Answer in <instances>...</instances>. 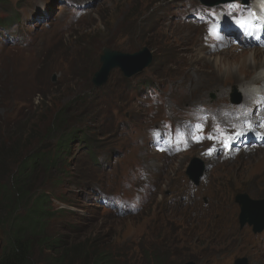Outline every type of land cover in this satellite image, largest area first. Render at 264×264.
<instances>
[{
  "label": "rangeland",
  "instance_id": "1",
  "mask_svg": "<svg viewBox=\"0 0 264 264\" xmlns=\"http://www.w3.org/2000/svg\"><path fill=\"white\" fill-rule=\"evenodd\" d=\"M58 1L28 0L27 3L24 32L38 44V49H33L30 55L35 60H41L36 72L24 69L23 55L29 49L21 51L18 47H12L0 54V155L7 152L6 164H0V170H3L0 181L6 179V174L13 167L10 166L13 158L17 155L22 158L34 154L42 157L37 170L32 173V185L44 186L50 194L65 200L52 199L55 212L70 211L68 216L53 219L44 228L45 232L51 233L54 238L66 239L69 250L72 249L71 245L81 243L82 250L106 252L110 254L112 264H123L116 262L115 256L122 257L125 264H150L145 258L147 253L144 249H152L154 254L161 253V264H209L207 257L212 253L234 251V247H240L243 238L212 241L210 231L196 228L199 223L193 224L185 209L173 210L171 207L181 202L184 196L196 192L193 191L195 181L189 180L185 174L191 166L199 171L204 150H199L197 146L187 155L168 158V162L158 158L148 147L142 150L139 145L134 150L133 147L138 145L134 139L135 124L126 122L122 128L118 125L120 135L112 131L113 121L105 122L108 110L103 103L108 98L110 101L116 97V87L121 90L122 74L115 70L107 85L93 93L92 79L101 67L100 56L106 47L130 54L147 48L154 56L157 70L172 60L170 51L180 48L177 59L172 60L177 65L172 69L173 77L178 81L169 83V92L163 94L165 103L157 105L158 112L153 115L151 123L144 122V127L138 132L141 138L148 128L155 127L159 121L175 122L180 119L187 123L191 120L186 115L189 109L193 110L199 105L218 107L212 116L220 118L218 109L228 104L229 94L233 95L235 88L239 91L238 88L245 83H249L248 86L253 84L250 78L258 76L263 70L261 67L255 68L246 54L254 50L264 61V50L233 44L225 53L222 52L224 48L211 47L216 51L210 55L206 51L202 54L190 43L195 37L194 28L184 25L176 31L173 29V16L177 10L188 14V7L198 6L195 5L196 0L161 11V6L167 0H86L85 4L90 5V16L84 23L72 21V14L58 17ZM51 6L53 10L48 19L44 11ZM169 10L173 12L166 15ZM160 12L166 16V20ZM46 21L48 27L41 31ZM140 21L142 26L138 29ZM66 24L63 34L52 39L58 28ZM135 31L140 33L134 35ZM70 60L72 76L68 77L71 70L67 63ZM243 74H248V77L238 80ZM99 91L102 93L98 94ZM45 93L52 94L49 101L43 98ZM212 95H216L213 101ZM139 100L136 105L127 102L121 108L125 107V111L140 108L142 112H149L150 109L145 106L147 101ZM25 101L31 102L32 106L28 110H21L19 106L26 105L23 103ZM17 109L20 112L16 118ZM117 112L118 108L114 114ZM204 114L196 111L198 118ZM126 117H129L128 113ZM73 121L82 122L71 130L82 131V141L88 131L96 137L106 164L98 166L93 160L87 161L88 154L80 150L79 141L72 146L69 156L58 157L53 162L51 152L55 148L46 151L55 144L50 142L51 134L54 129H57V133L61 132L69 122L74 124ZM190 135L199 139V132ZM89 139L93 144V139ZM97 158L101 161L100 155ZM91 169L106 172L108 178H103L102 173L100 179L95 178ZM130 169L134 177L138 175L137 185L140 188L136 194L141 201L145 196L143 189L152 181L159 183L154 199L138 213L122 217H117L111 211L105 213L94 202L93 190L100 189L107 195L125 193L126 189L124 187L122 190V186L128 180ZM13 170L16 171L15 167ZM208 174L215 185L223 183L226 186L230 193L227 198L231 203L235 190L246 192L255 203H264V149L254 153L243 152L231 162L217 163ZM95 179L94 184L87 183ZM129 186L135 187L136 181ZM177 192L181 193L174 196ZM4 208V205L0 207V252L6 239L3 231L6 225L1 221ZM72 210L77 211L73 213L75 216ZM194 220L198 222L199 219ZM38 252L35 261L47 260L46 254L43 255L39 249ZM74 257L78 261L76 264H92L91 257ZM259 259L257 261L264 263V259Z\"/></svg>",
  "mask_w": 264,
  "mask_h": 264
},
{
  "label": "trees",
  "instance_id": "2",
  "mask_svg": "<svg viewBox=\"0 0 264 264\" xmlns=\"http://www.w3.org/2000/svg\"><path fill=\"white\" fill-rule=\"evenodd\" d=\"M141 26L142 22L140 21L137 28L140 29ZM139 33L135 31L134 35ZM51 96L52 94L45 93L43 98L49 101ZM28 103L31 102L28 101ZM73 122L74 124L69 122L59 133H57V129L53 130L50 142L55 144L46 150L49 152V150L55 148L51 152L53 162H56L58 157L69 156L72 146L75 145L81 133H83L82 131L71 132L72 127L82 124V122ZM86 134L89 137L91 136L90 131ZM45 156L49 157V154L45 153ZM6 157L7 152L3 156L0 155V164L3 166L6 164ZM41 160L43 158H39L36 154L24 158L17 155L16 158H13V163L10 165L13 167L6 174V179L0 181V207L5 206L1 221L6 225V229H3L6 239L0 252V264H76L78 261L74 256H85L86 259L91 257L92 264H112V258L106 252H99L97 249L93 251L82 250L81 243L71 245L72 249L69 250L66 239H57L51 233L45 232L44 228L53 222V219L57 220L58 216L62 218L64 215L68 216L70 211L59 210L55 212L51 203L52 199L61 202H65V200L50 194L44 186L32 185V173L37 170ZM14 167L16 171L13 170ZM2 171L0 170V172ZM219 220V218L211 217L205 223L196 226V228L209 230L212 241L215 239L228 241L227 237L223 235V230L226 227L221 226L220 229ZM207 225L209 227H206ZM38 249L42 251L43 255H47V260H43V262L35 261L39 254ZM144 251L147 253L145 258L150 264H161L163 262H160L162 260L161 253L154 254L152 249L151 252L147 249H144ZM237 253L238 247H234L233 252L229 250L219 254L221 258L232 259ZM115 259L116 262L125 264L122 257L115 256Z\"/></svg>",
  "mask_w": 264,
  "mask_h": 264
},
{
  "label": "water",
  "instance_id": "3",
  "mask_svg": "<svg viewBox=\"0 0 264 264\" xmlns=\"http://www.w3.org/2000/svg\"><path fill=\"white\" fill-rule=\"evenodd\" d=\"M204 2V0H202ZM148 54V50L144 49L142 52L127 56L114 53L110 50H105L102 61L105 63V68L100 79L96 81L97 85L103 84L106 81V76L111 69L121 67L127 77H131L141 72L145 67L151 63V56L148 55L147 59L144 56ZM190 176L194 177L193 180L197 182L199 175L195 176V172L190 170ZM238 202L242 208V215L240 224L244 227L246 224L253 226L255 232H262L264 230V203H255L254 201L247 200L245 197H238ZM192 264V263H191ZM237 264H246L245 260L238 261Z\"/></svg>",
  "mask_w": 264,
  "mask_h": 264
},
{
  "label": "bare ground",
  "instance_id": "4",
  "mask_svg": "<svg viewBox=\"0 0 264 264\" xmlns=\"http://www.w3.org/2000/svg\"><path fill=\"white\" fill-rule=\"evenodd\" d=\"M260 50L263 51L264 50V47L262 49H259V51ZM227 51H229V50L228 49H225L222 52L225 53ZM208 53L209 52L206 51V54H208ZM246 55H247L248 58H250L253 61L255 68L261 67V69H263L258 76H255L254 78H250L251 81L253 82V84H256V83H259L261 81H264V61L263 60H260L261 57H259V55L257 54V52L254 51V50L248 51V53ZM203 57H206V55H203ZM246 77H248V74L247 75L246 74H243V75L239 76L237 79L238 80H241L242 78H246ZM245 84L246 85L243 84V86L240 87V93L242 94L243 97L247 93L246 90L250 87V86H248L249 83H245ZM181 129H184V127H181ZM197 146H199V147L201 146L200 140L198 142L194 138L188 140L180 148V152H179V155L178 156H182L184 154H188L190 152V150H193ZM165 158L168 160V157H165Z\"/></svg>",
  "mask_w": 264,
  "mask_h": 264
},
{
  "label": "clouds",
  "instance_id": "5",
  "mask_svg": "<svg viewBox=\"0 0 264 264\" xmlns=\"http://www.w3.org/2000/svg\"><path fill=\"white\" fill-rule=\"evenodd\" d=\"M264 242V241H263ZM257 258L264 259V255L260 254V252L257 250ZM259 259V260H260ZM238 262V261H237ZM237 262L235 264H237ZM257 264H264L262 261H257Z\"/></svg>",
  "mask_w": 264,
  "mask_h": 264
}]
</instances>
